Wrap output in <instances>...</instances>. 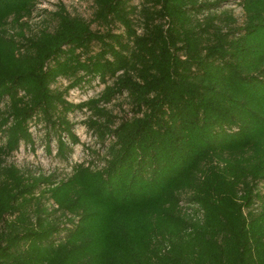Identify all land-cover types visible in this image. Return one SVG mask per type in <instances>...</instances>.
<instances>
[{"label": "trees", "instance_id": "obj_1", "mask_svg": "<svg viewBox=\"0 0 264 264\" xmlns=\"http://www.w3.org/2000/svg\"><path fill=\"white\" fill-rule=\"evenodd\" d=\"M79 1L90 21L59 5L33 33L39 0H0V264H264V0H238L241 25L222 1ZM77 111L102 167L56 181L7 163L36 122L66 160Z\"/></svg>", "mask_w": 264, "mask_h": 264}, {"label": "rangeland", "instance_id": "obj_2", "mask_svg": "<svg viewBox=\"0 0 264 264\" xmlns=\"http://www.w3.org/2000/svg\"><path fill=\"white\" fill-rule=\"evenodd\" d=\"M202 1V0H201ZM209 2L222 1L217 13L235 19L238 25L243 22V13L238 6V0H208ZM140 0H133L132 5L137 6ZM59 5H63L66 11L71 16L81 17L86 21H90L93 13V6L91 3L82 2L79 0H39L36 5V10L32 17L28 20L31 26V32H36L38 29L46 28L53 31L55 28V21L51 16L58 11ZM227 22V18L224 17ZM93 30L97 28L92 26ZM122 29H116V33H121ZM110 84V83H109ZM68 85V82L60 79L56 87L63 89ZM104 86L98 80L93 81L90 85L82 88H75L69 91L66 96L68 102L79 104L89 99L99 96ZM106 108L114 115L123 117L125 113L129 112V106L125 100V95L117 97ZM89 116L88 112H74L67 115L68 120L73 125L72 132L78 137L79 144L72 146V153L66 160H62L56 156V142L55 138L51 139V153L48 154L45 149V128L42 124L36 122L30 126V132L35 143L34 150L29 146L21 144L18 151L7 159L8 164H13L23 172L31 173L34 176L43 175L53 176L56 181L66 178L71 173V167L78 163L94 162L95 167L103 166V158L105 155V148L96 137L87 129L86 120ZM107 144V143H105ZM47 207L50 204H46Z\"/></svg>", "mask_w": 264, "mask_h": 264}]
</instances>
